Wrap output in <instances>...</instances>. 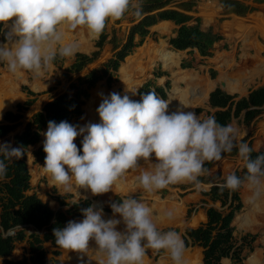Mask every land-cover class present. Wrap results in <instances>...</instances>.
Returning <instances> with one entry per match:
<instances>
[{
	"label": "clouds",
	"instance_id": "9594fccd",
	"mask_svg": "<svg viewBox=\"0 0 264 264\" xmlns=\"http://www.w3.org/2000/svg\"><path fill=\"white\" fill-rule=\"evenodd\" d=\"M128 12L141 17L142 4L138 0H0L4 35L0 63L13 74L23 71L39 78L57 58L76 54L78 45L64 42L66 30L84 28L98 38L109 21L120 20ZM169 103L154 90L142 94L139 101L113 92L102 95L97 108L100 123L80 127L49 121L43 171L65 191L77 186L100 195L112 191L141 161L152 162L151 170L136 178L151 193L184 182L199 187L200 177L208 172L206 163L220 161L223 154L237 149L245 176L231 173L216 186L235 192L246 185L253 202L264 195V153L253 157V149L231 123L220 124L214 115L201 119L183 108L169 113ZM78 136L83 137L82 155L74 143ZM23 155L22 147L0 144V179L7 175L6 161ZM110 207L113 217L108 220L102 218L103 208L90 205L81 209L82 221L54 228L56 245L86 254L94 241L103 255L100 264H144L148 249L163 250L173 264H184L185 240L175 230H159L146 203L129 194ZM165 216L171 220L173 213ZM121 224L123 230H118Z\"/></svg>",
	"mask_w": 264,
	"mask_h": 264
},
{
	"label": "rangeland",
	"instance_id": "374dc122",
	"mask_svg": "<svg viewBox=\"0 0 264 264\" xmlns=\"http://www.w3.org/2000/svg\"><path fill=\"white\" fill-rule=\"evenodd\" d=\"M141 0H138L140 3ZM183 0H171V4ZM196 2L195 17H200V28L211 30L221 35V39L214 43L210 54L200 55L196 50H174L169 44V39L175 35L177 26L168 25L167 31L163 32L157 28L160 21L150 27L148 36L145 37L142 45L135 47L133 51L124 59L116 72V80L112 86L107 87L104 80L99 81L90 89V96L82 106V113L71 120L72 125L83 127L89 123H100L97 108L102 102V95L107 97L110 93L116 92L121 96L127 94L130 99L137 101L138 89L147 80H154L156 85L164 86L169 82L166 98L170 90H174L173 98H176V106H182L189 111H195L201 119L207 118L214 112L208 104V95L215 87H222L231 94L238 97L245 96L250 90L264 86V11L254 10L239 17L234 14H223L219 8L217 13L212 14L205 8L207 0H193ZM212 1V0H211ZM219 4V0H216ZM250 3L251 0H245ZM199 6V7H198ZM220 6V4H219ZM264 7V5H263ZM163 22V21H162ZM167 22V21H164ZM170 22V21H169ZM133 23V14L128 12L120 23L109 21L107 31H116L119 39L124 41L128 28ZM191 20L188 24H194ZM3 27V26H2ZM65 43H75L78 45L77 52L90 53L95 49L94 43L97 38H93L87 29L78 28L76 30H66ZM89 37L90 43L84 44ZM161 42L165 43L162 46ZM0 43H3L0 40ZM159 49V54L157 49ZM173 51L177 55L171 60L174 63L173 71L181 77L173 81L170 71L161 63L164 52ZM113 53L110 43H105L100 56L92 63L87 64L80 72L63 76L64 69L68 67L73 57L61 58L53 63L44 74L36 78L32 73L17 72L15 74L8 71L6 64L0 63V122H3V115L6 111H15V105L22 103L27 95L22 87L32 90L35 95V102L28 111L23 113L21 125L8 133L4 138H0V144L6 143L11 137L22 130L30 116L40 110L43 103L56 94L67 90L72 93L69 84L76 80L78 76H83L91 69L98 67L111 57ZM181 63L190 64L189 67H182ZM156 69L166 71V75L155 78L153 72ZM214 70L215 76H211ZM181 74V75H180ZM20 78H23L20 79ZM37 84L40 88L33 90L32 85ZM135 93V94H134ZM102 94V95H101ZM13 100L9 107L4 108V102ZM170 104V103H169ZM3 106V107H1ZM169 109V113L173 110ZM199 109V110H198ZM262 111L249 124L244 123L243 116L233 117L229 123L237 127L241 132V139L246 138V143L255 150H264V105ZM228 123V124H229ZM47 128L40 132V141L36 145L28 147L26 161L30 173V190L27 193H35L43 202L54 210L60 208L54 199L57 195H68L65 199L68 205L61 207L66 209L80 199H89L91 205L97 209V204L102 203L103 219L108 220L113 217L110 208L113 202L119 203L127 195H133L142 200L152 208L154 219L159 230L170 228L181 234L183 238L187 227H197L206 221V209L214 206L220 210L219 202H212L206 195L209 190V183H201L199 187L192 183L184 182L168 186L166 189L145 192L137 183L136 178L145 170H151L152 162L141 161L139 167L129 170L128 173L113 187L108 193L93 195L90 190H85L73 186L70 191H65L62 187H57L51 176L43 171L45 157L37 161L34 151L44 144ZM83 139L78 136L74 143ZM243 161L239 155L223 157L215 163L211 172L216 175V180H220L232 173L235 169L243 167ZM185 185V187H180ZM241 208L235 212L231 225L233 235L238 245L242 246V260L238 264H264V196L261 195L255 202L252 201V192L246 186L238 190ZM171 211L173 217L169 220L165 213ZM84 218V217H83ZM83 218L75 219L80 222ZM119 219V216L116 217ZM245 219V221H243ZM242 223V225H241ZM123 224L118 226V230H123ZM30 228L26 230L30 234ZM42 234L41 231H39ZM249 235L246 240L243 236ZM46 257L50 264H100L103 259L102 253L96 249L94 241H90L89 251L81 254L65 249H60L58 256L52 255L49 243H44ZM29 245L27 238L21 242H16L12 252L0 258V264H4L5 259L18 260L22 257H29ZM27 259L25 264H30ZM56 261V262H55ZM222 264H232L229 258H223ZM144 264H173L167 252L157 254V251L148 249L144 257ZM184 264H203L202 249L196 245L186 247L184 254Z\"/></svg>",
	"mask_w": 264,
	"mask_h": 264
},
{
	"label": "trees",
	"instance_id": "16d2710c",
	"mask_svg": "<svg viewBox=\"0 0 264 264\" xmlns=\"http://www.w3.org/2000/svg\"><path fill=\"white\" fill-rule=\"evenodd\" d=\"M256 2L262 3L264 0H256ZM170 3L171 0H143L141 2L143 14L141 17L133 15V24L128 28L123 42H121L115 30L109 33L106 27L96 39L93 51L90 53L76 52L71 64L64 69V77L80 72L87 64L95 61L100 56L105 43H110L113 50L111 57L104 63L91 69L85 75L78 76L75 81L69 84L72 93L64 90L49 98L43 103L40 110L30 116L22 130L15 133L9 141H6L13 147H22L24 155L19 160L6 161L8 164L7 175L5 178L0 179V258L8 256L15 247V243L21 242L25 238H27L30 255L28 258L22 257L18 260L5 259L4 264H25L27 259L30 260V264H50L43 244L49 243L53 247V256H58L61 249L55 243L53 229L63 228L69 221L83 218L81 209L91 205L89 199H80L72 206L62 209L61 207L68 205L65 201L68 195H57L54 199L60 208L54 210L34 192L27 193L31 187L29 183L30 173L26 163L27 150L29 146L36 145L40 141V132L42 129L47 128L48 122L55 121L59 124L61 121H67L70 124L74 117H78L82 113V106L89 98L91 88L101 80H104L107 87L112 86L116 80V72L120 64L135 47L143 43L150 32L149 27L158 21L169 20L178 26L176 34L169 39V44L174 50H196L200 55L206 56L210 54L212 45L222 38L218 33L200 28V17L191 14L195 6L193 0H184L173 5H170ZM220 4L222 13L226 15L234 14L243 17L254 9L245 0H220ZM122 19L115 20V22L120 23ZM191 20L195 23L190 25L188 23ZM2 26L0 24V40L4 42ZM89 43L90 39L88 37L84 47ZM59 59L61 58H57L54 63ZM181 66L189 67L190 64L181 63ZM163 75H166V71L156 69L153 72L155 78ZM211 76H215L214 70H211ZM20 79L23 80V78ZM168 85L169 82H166L164 86H160L156 85L152 79L147 80L138 89L137 101L141 99L142 94H146L151 90H154L160 98L165 99ZM31 88L38 90L40 87L35 84ZM22 89L27 98L22 103L15 105V111L9 110L4 113L3 122H0V138H4L21 125L20 120L23 113L28 111L36 100L33 98L35 93L32 90L27 87H22ZM173 92V89L170 90L167 101L174 97ZM11 102H13L12 99L4 102V108L9 107ZM208 104L215 109L211 115H214L220 124L226 125L233 117L240 115L243 116L244 123L249 124L262 111L264 86L256 87L250 90L247 95L241 97H238L237 94H229L216 87L208 95ZM177 108L189 111V109L182 106H177L171 112L177 110ZM241 140L246 143V138ZM81 142L82 140L78 141L77 148L80 150L79 154L82 155ZM248 144L250 146V143ZM262 153H264V150L253 149L252 156L255 157ZM237 154L238 150L234 149L231 153L223 154V157H232ZM45 155L43 145L34 151V157L37 161L42 160ZM216 162L206 163L205 166L208 168V172L200 177V180L201 183L210 184L209 190L206 192L210 201L219 202L220 206L225 207V209L220 210L214 206L208 207L206 209V221L194 228L187 227L183 239L186 247L189 245L201 247L203 264H222L223 258H229L232 264H238L242 260V246L238 245L235 240L234 228L231 223L235 212L241 208L240 196L238 190L235 192L227 189L221 191L216 186L218 181L223 182L222 179L215 181L217 177L211 172ZM232 173H236L243 178L246 169L243 165L241 169H235ZM180 187H185V185H180ZM117 201L120 202V199L117 198ZM106 210L112 211L111 207ZM30 227H33L34 230L43 231V233L33 231L27 234L26 230ZM10 230L13 231V234L4 235ZM169 230L171 229L166 228L161 231ZM248 236H243V240H246ZM161 252L163 250L157 252V254ZM57 264L59 263L57 262Z\"/></svg>",
	"mask_w": 264,
	"mask_h": 264
},
{
	"label": "bare ground",
	"instance_id": "6f19581e",
	"mask_svg": "<svg viewBox=\"0 0 264 264\" xmlns=\"http://www.w3.org/2000/svg\"><path fill=\"white\" fill-rule=\"evenodd\" d=\"M207 6H205L206 9L209 10L210 13L212 14H215L217 13V11L219 10V5H218V2L216 0H212L208 3H206ZM158 29H161V30H164L166 29L165 26L163 24H160L157 26ZM66 38V36H65ZM159 49L160 47H158V49L156 50L157 53L159 54ZM176 53L175 52H172V51H165L164 52V55H163V58H162V61L161 63L163 64V66L170 71V74L172 76V78L177 81L178 79H180L181 77H178V73L174 72L172 67L174 66V63L173 61L171 60L173 57H176ZM181 75V74H180ZM175 100L176 98H172L171 100H169L170 104H169V109H171L173 107V105L171 104H175ZM177 107V106H176ZM168 109V110H169ZM174 109V107H173ZM264 196V195H263ZM262 197V196H261ZM97 207L100 208L101 207V203H98L97 204ZM243 221H245V219H243ZM242 225V223H241Z\"/></svg>",
	"mask_w": 264,
	"mask_h": 264
},
{
	"label": "crops",
	"instance_id": "0c3cea01",
	"mask_svg": "<svg viewBox=\"0 0 264 264\" xmlns=\"http://www.w3.org/2000/svg\"><path fill=\"white\" fill-rule=\"evenodd\" d=\"M142 1H143V0H141L140 3H141ZM183 1H184V0H183ZM210 1H211V0H207L206 3L210 2ZM194 2H195V1H194ZM245 2H246V1H245ZM246 3H247V2H246ZM174 4H175V3H174ZM219 4H220V0H219ZM219 4H218V5H219ZM248 4H250L252 7H254V9H253L252 11H254V10H256V9L259 10V11H264V7H263L264 2L259 3V2H256V0H251V2L248 3ZM170 5H173V4L170 3ZM195 5H196V2H195ZM198 7H199V6H198ZM219 8L222 9L221 4H220ZM193 12H195V6H194V11H193ZM193 12H191V14H192ZM250 12H251V11H250ZM248 13H249V12H248ZM248 13H247V14H248ZM229 15H231V14H229ZM236 16H237V15H236ZM124 17H125V16H124ZM239 17H241V16H239ZM243 17H244V16H243ZM122 20H123V19H122ZM162 21H163V22H162ZM164 21H167V22H164ZM120 22H121V21H120ZM158 22H159V21H158ZM158 22H157V23H158ZM160 22H161V23H159V25H160V24H163V25L165 26V28H166V29H164V30L159 29V30H161V31H163V32H166V31H167V26H168V25H172V24L170 23V22H172V21L169 22V20H161ZM157 23H156V24H157ZM172 23H173V22H172ZM132 24H133V23H132ZM132 24H131V25H132ZM156 24H154V25H156ZM173 24H174V23H173ZM131 25H130V26H131ZM152 26H153V25H152ZM157 26H158V25H157ZM176 26H177V25H176ZM106 27H107V26H106ZM177 28H178V26H177ZM112 30H113V29H112ZM149 30H150V27H149ZM110 33H111V32H110ZM175 34H176V33H175ZM147 36H148V35H147ZM172 37H173V36H172ZM136 39H137V38H136ZM95 41H96V40H95ZM122 42H123V41H122ZM216 42H217V41H216ZM94 44H95V43H94ZM161 44H162V46L165 45V43H163V42H161ZM141 45H142V44H141ZM213 45H214V44H213ZM213 45H212V46H213ZM94 47H95V46H94ZM185 50H186V49H185ZM172 52H173V51H172ZM126 57H127V56H126ZM126 57H125V58H126ZM215 88H216V87H215ZM219 88H221L222 90L226 91V90L223 88V86H222V87H219ZM211 91H212V90H211ZM226 92L229 93V94H231L229 91H226ZM209 93H210V92H209ZM246 95H247V94H246ZM214 110H215V109H214ZM230 121H231V120H230ZM26 163H27V161H26Z\"/></svg>",
	"mask_w": 264,
	"mask_h": 264
},
{
	"label": "water",
	"instance_id": "95a60500",
	"mask_svg": "<svg viewBox=\"0 0 264 264\" xmlns=\"http://www.w3.org/2000/svg\"><path fill=\"white\" fill-rule=\"evenodd\" d=\"M30 231H36V232H38L39 233V231L38 230H34V228L33 227H30ZM42 233H43V231H41ZM8 234H13V231L12 230H10V231H7L4 235H8ZM203 263V262H202Z\"/></svg>",
	"mask_w": 264,
	"mask_h": 264
}]
</instances>
